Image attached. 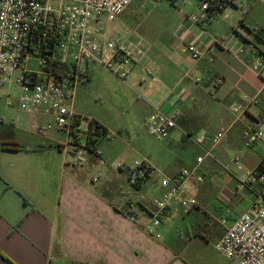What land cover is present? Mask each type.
Segmentation results:
<instances>
[{
	"label": "crops",
	"instance_id": "0c3cea01",
	"mask_svg": "<svg viewBox=\"0 0 264 264\" xmlns=\"http://www.w3.org/2000/svg\"><path fill=\"white\" fill-rule=\"evenodd\" d=\"M149 1L153 7L148 15L152 17L145 33L138 24L130 23L136 13L132 3L110 31L122 40L143 39L142 53L124 86L139 99L146 131V119L155 110L175 113L176 127L167 138L188 144L185 159L167 147L142 154L141 160L157 173V195H162L159 175L172 177L195 165L200 152L193 139L201 134L211 137L221 128L227 129L226 137L213 146L211 157L198 166V173L213 170V163L226 160L230 152L238 154L245 169H254L264 158V138L246 148L243 132L259 121L264 133V67L258 73L252 69L258 53L249 48L257 40L254 30L264 26V17L254 14L251 7L242 12V18L235 17L228 9L235 6V0H225V14L204 24V14L198 11L200 0ZM192 14L198 15V23L190 20ZM189 43L204 52L199 60L189 57ZM258 48L264 52L263 46ZM144 69L152 71L154 82ZM216 78L221 79L220 84L215 83ZM3 90L0 88V100ZM0 119V143L15 142L27 148L0 149V253L12 264H190L185 255L193 243L212 240L214 247L222 227L244 212L221 226L208 203H203L199 189L197 205L190 212L175 208L158 227L159 237L149 235L144 226L152 211L147 197L151 190L140 191L149 179L138 189H121L123 183L128 184L127 175L118 163L114 168L102 159L100 147L96 153L86 151L87 158L82 159L80 144L69 141L63 132L38 133L51 122L49 115L4 103ZM60 135L66 136L64 142ZM86 168L93 172L90 179L85 177ZM95 176L98 185L92 182ZM227 179L225 184L237 181L232 173ZM244 189L255 199V192L261 191L258 185L254 190ZM233 193L239 196L238 191ZM217 197L224 203L220 194ZM128 200L138 201L135 222L124 214ZM0 264L9 263L0 259Z\"/></svg>",
	"mask_w": 264,
	"mask_h": 264
},
{
	"label": "built area",
	"instance_id": "2783aa9c",
	"mask_svg": "<svg viewBox=\"0 0 264 264\" xmlns=\"http://www.w3.org/2000/svg\"><path fill=\"white\" fill-rule=\"evenodd\" d=\"M258 1L264 7V0ZM131 3L132 0H0V88L16 84V102L21 110L52 117L51 122L39 129V134L60 131L72 143L84 145L87 128L81 127L80 115L69 108L66 91H74L88 78L89 64L104 67L120 80L129 76L137 56L142 53L143 39L139 36L119 39L111 34L110 24ZM227 6L225 0H200L198 11L204 14L206 24L224 12ZM190 20L198 23L200 19L197 14H192ZM254 31L257 39L260 37L263 41L256 40L255 44L249 45L258 53L252 65L258 73L264 67V52L258 48L264 47V26ZM187 51L194 61L204 54L192 43L187 44ZM31 57L36 58L37 70L28 67ZM143 73L152 82L156 80L151 70L144 69ZM215 83L220 84L221 79L216 78ZM6 95L9 97L8 92ZM6 104L11 106L13 102L7 100ZM237 111L234 108V112ZM176 121L175 113L155 110L146 119L147 131L163 140L176 127ZM226 134L227 129L221 128L211 137L196 136L193 142L200 154L195 165L182 168L172 177L158 176L162 195L151 200L150 219L144 226L147 234L159 237L157 229L169 212L178 207L187 214L197 205L196 194L202 182L198 166L211 157L213 146L219 144ZM263 138L264 133L257 121L244 130L243 146L250 148ZM233 162L237 165L236 172H240V175L233 173L240 185L250 190L258 185L261 191L255 192V202L225 227L214 249L236 264H264V158L252 170L240 165L238 156ZM118 168L127 171V183L131 188L142 185L155 172L141 159L118 164ZM97 179L98 176L93 177L92 182ZM137 202H124V214L132 222L136 221Z\"/></svg>",
	"mask_w": 264,
	"mask_h": 264
},
{
	"label": "rangeland",
	"instance_id": "374dc122",
	"mask_svg": "<svg viewBox=\"0 0 264 264\" xmlns=\"http://www.w3.org/2000/svg\"><path fill=\"white\" fill-rule=\"evenodd\" d=\"M153 1L157 2L156 0ZM234 5H229L228 9L233 12L235 17L242 18L244 15L242 12H244V8L247 10V7H251L253 13L258 15V17H264V7L257 0H235ZM152 7L153 4L149 0H132L131 9L135 10L136 13L135 19L133 21L130 19V23L133 25L138 24L139 29L143 33L146 32L151 20L152 15H148V11H151ZM224 14L225 11L220 16ZM113 24L114 22L110 26ZM35 59V57L30 58L28 67L37 70L38 64ZM88 77L89 79L80 82L74 91H66V95L69 97L67 104L70 109L80 115L84 130H86L91 119L108 130V138L101 140L99 149L103 153L102 159L107 161L110 166L116 168L117 163L130 164L135 159H141L142 154L148 155L150 152H156L157 149L162 147H167L169 151L179 154L183 159L188 156V150H186L188 149V144H185L183 140L181 143L179 142V146L178 142H173L168 138L158 140L146 131L143 126V118L139 114L140 108L137 101L139 99L131 89L124 86V80H120L110 71L95 63L89 64ZM3 92L5 94L8 92L9 97L3 93L4 96H1L0 106L4 103L7 106V100H10L15 105L17 104L18 88L16 84L5 86ZM262 107L264 108V103ZM64 136L60 135L62 142L65 141L66 136ZM80 146L83 149V145ZM194 152L197 153V150L193 148ZM236 155H238L236 152H230L226 160L218 161L219 165L213 163V170L199 174L202 178L200 191L204 194L203 203H208L207 208L221 226L223 225L222 221L225 222V225L229 224L239 213L247 210L255 200L254 194L251 191H245L238 181L225 184L226 180H228L227 174L240 175V172H236L235 164L232 162ZM156 156H159V153H156ZM81 157L82 159L87 158V153L84 149ZM123 171L127 175V171ZM84 174L86 178L90 179L93 172L86 168ZM156 178L157 173L154 172L142 186V190H140L144 192L145 189L150 188L151 193L147 195L150 200L158 197L157 185H154ZM95 184L98 185L99 181ZM122 185L121 189H124V186H126L125 188L129 186L126 183ZM240 189H244V191H239ZM112 190L115 195L118 193L114 188ZM237 191L239 196L233 193H237ZM217 194H220L224 203L219 201ZM204 221L207 223L209 221L210 224L212 222L207 219ZM222 228L220 230L222 232L221 235L225 230L224 226ZM182 233L186 234V232ZM185 259L190 264H236L234 261L219 254L214 249L212 240L208 242L197 240L189 248Z\"/></svg>",
	"mask_w": 264,
	"mask_h": 264
},
{
	"label": "trees",
	"instance_id": "16d2710c",
	"mask_svg": "<svg viewBox=\"0 0 264 264\" xmlns=\"http://www.w3.org/2000/svg\"><path fill=\"white\" fill-rule=\"evenodd\" d=\"M169 1L174 2L175 0H169ZM257 40L259 43L263 42L260 37ZM108 134L109 132L105 127H103L101 124L91 119L88 122L86 136L84 137L86 139V142L83 145V149L87 151L88 153H96V151L98 150L100 146L101 140L104 139ZM0 149L5 150V151H16V150H22V149L25 150L27 148L15 142H2L0 143ZM150 170L152 169H149V171ZM140 186L141 185L136 186L134 189H138L140 188ZM0 259H5L9 264H12L8 259L4 258L1 253H0Z\"/></svg>",
	"mask_w": 264,
	"mask_h": 264
}]
</instances>
